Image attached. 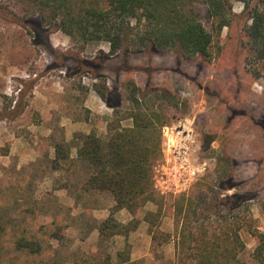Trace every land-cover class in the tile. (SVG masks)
<instances>
[{"label": "rangeland", "instance_id": "rangeland-1", "mask_svg": "<svg viewBox=\"0 0 264 264\" xmlns=\"http://www.w3.org/2000/svg\"><path fill=\"white\" fill-rule=\"evenodd\" d=\"M193 2L214 36L209 58L184 55L179 47L164 52L150 45L140 48L133 41L111 55L108 41L84 38L75 27L74 35L66 33L72 19L88 7H106L108 0H72L68 7L42 0H0V147L10 146L9 155L0 156V264H106L109 255L117 262L119 246L111 239L102 241L97 228L102 212L96 207L108 203L112 194L106 191L98 198L99 191L83 189L91 171L77 159L76 148L64 168H54V146L75 144L74 134L90 129L106 142L109 122L132 106L127 97L134 91L145 96L143 103L151 110L164 114L167 124L195 119L196 155L208 161L211 179L218 178V168L224 174L218 156L225 150L231 155L229 178L239 187L218 191V196L237 191L251 198V224L241 230L246 242L241 259L258 264L253 257L258 239L249 230L264 232V151L248 140L257 139L264 123V101L257 80L246 69L245 24L255 8H264V0H249L247 5L230 0L229 25L220 32V19L208 17L205 0ZM130 22V40L149 28L145 19ZM258 81L264 84V77ZM95 84L109 88L110 102L119 99L120 106L106 108L105 117L85 106L88 93H97ZM196 186L182 195L194 196ZM153 188L156 201L146 204L154 211L161 208L160 229L167 216L176 232L173 205L180 195L166 197ZM146 211L151 210L144 207L139 213L140 224ZM139 230L146 234V229ZM25 235L43 240L42 253L16 247ZM162 245L155 241L152 247L137 248L133 264H178L173 248Z\"/></svg>", "mask_w": 264, "mask_h": 264}, {"label": "trees", "instance_id": "trees-1", "mask_svg": "<svg viewBox=\"0 0 264 264\" xmlns=\"http://www.w3.org/2000/svg\"><path fill=\"white\" fill-rule=\"evenodd\" d=\"M245 5L249 0H241ZM72 0H42L43 4L59 3L68 7ZM193 0H108L106 7H88L79 17L70 21L66 33H77L90 40H105L110 43L111 55H115L129 42L139 47L150 45L153 50L164 52L179 47L184 55L212 56L214 42L210 32L193 5ZM209 18L220 19L218 31L229 25L232 13L230 0H205ZM141 13V14H140ZM131 19L137 22L145 19L149 28L130 40L127 32ZM247 37V72L254 80L264 77V8H255L245 24ZM253 67V68H251ZM94 89L106 103L115 109L118 101L112 103L108 98L109 88ZM131 90V86L129 87ZM242 88H240V93ZM170 98L171 94H163ZM145 96L129 93L127 101L132 106L116 121L109 122L110 135L106 142L95 132L89 134L76 132L75 144L56 142L54 168H64L71 157V149H77V159L88 164L91 174L84 182L86 191L110 192L115 199L110 215L98 225L102 241L115 236L124 237V246L117 251V262L107 256L106 264H133L132 250L140 221L139 213L149 201H156L154 184V165L162 156L161 128L168 123L164 114L151 110L143 103ZM264 101V96H262ZM165 116V117H164ZM131 119L133 123L125 126L122 122ZM199 145V140H197ZM10 146L0 147V156H7ZM224 168L217 169L218 178L207 173L197 182L194 196L180 195L173 205L176 222V256L178 264H248L241 259L246 249L241 230L251 224L247 205L249 199L244 194L234 192L220 198L218 191L238 189L239 185L229 177L233 174L232 157L225 150L218 156ZM262 165V163L260 164ZM127 209L132 219L121 222L116 214ZM161 208L146 211L144 220L149 223V232L159 245L172 239L173 234L164 232L157 224ZM62 230V227L60 228ZM60 230V231H61ZM250 233L258 239L253 257L258 264H264V232L258 228ZM43 241V240H42ZM41 239L21 237L16 241L19 250L30 254H40L43 250ZM92 264V263H91Z\"/></svg>", "mask_w": 264, "mask_h": 264}, {"label": "built area", "instance_id": "built-area-1", "mask_svg": "<svg viewBox=\"0 0 264 264\" xmlns=\"http://www.w3.org/2000/svg\"><path fill=\"white\" fill-rule=\"evenodd\" d=\"M195 119L185 118L162 127V156L154 165V187L163 196L187 194L209 172L208 161L196 155Z\"/></svg>", "mask_w": 264, "mask_h": 264}, {"label": "crops", "instance_id": "crops-1", "mask_svg": "<svg viewBox=\"0 0 264 264\" xmlns=\"http://www.w3.org/2000/svg\"><path fill=\"white\" fill-rule=\"evenodd\" d=\"M256 85H258L261 89L260 90V96H264V84L260 83L257 80ZM85 106L87 108H89L91 111L96 112L97 114H99L102 117H103V115H104V117H105V115H109V113L106 110V108H108L109 105L93 89L88 93V95L85 99ZM106 118H108V116H106ZM47 120H48V118L45 117V121H47ZM47 126L49 127V124ZM90 132H91V129L87 130L85 133L88 134ZM105 133H108V132L105 131ZM257 134H258L257 139L252 137L251 140H248V142L254 146L256 143L257 144L256 148L264 151V123H263L261 129L257 132ZM263 166H264V162L262 163L261 167H263ZM103 194L105 195L106 192H98V198H100L101 195H103ZM115 203H116L115 199H114V197H112V199H110V201L108 203H106L104 205L97 206L96 208L102 212V216H100V218H98V220L100 219L101 222L103 220H105L110 214V208L113 207L115 205ZM145 207H146V209H149L151 211H154V209H155L153 206H150L148 204H146ZM116 216L123 223H127L128 221H130L132 219V214L127 209L120 210L116 214ZM165 218H166V220L162 224L161 229L163 231H166L168 233L173 234V236H172V239L168 243L163 244L162 247H163V249H168V250L173 248V251H175L174 253L176 256L175 224H174L173 220H171L170 217L166 216ZM141 228L146 229V234L140 233L139 229H141ZM148 228H149V223L146 222L142 218V222H141L140 227H139L137 234H136V238H135V242H134V246H133V250H132V256H133L135 250L139 247L146 246V245H149L150 247L153 246L154 240L152 238V235L149 233ZM99 235H100V233H99ZM140 235L142 237H140ZM111 241L113 243H115V246H119L120 249H122L124 246V237L123 236H115L111 239ZM147 254H151L150 251ZM144 255H146V254H144ZM132 261H135V259L133 257H132Z\"/></svg>", "mask_w": 264, "mask_h": 264}]
</instances>
